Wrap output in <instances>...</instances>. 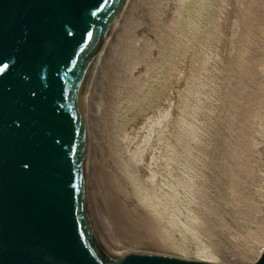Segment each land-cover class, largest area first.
Returning a JSON list of instances; mask_svg holds the SVG:
<instances>
[{
  "label": "rangeland",
  "instance_id": "374dc122",
  "mask_svg": "<svg viewBox=\"0 0 264 264\" xmlns=\"http://www.w3.org/2000/svg\"><path fill=\"white\" fill-rule=\"evenodd\" d=\"M123 1L87 97L94 162L106 140L127 199L129 219L96 209L108 238L251 262L264 247V0Z\"/></svg>",
  "mask_w": 264,
  "mask_h": 264
},
{
  "label": "water",
  "instance_id": "95a60500",
  "mask_svg": "<svg viewBox=\"0 0 264 264\" xmlns=\"http://www.w3.org/2000/svg\"><path fill=\"white\" fill-rule=\"evenodd\" d=\"M122 2L0 0V264H233L112 242L86 189L89 72Z\"/></svg>",
  "mask_w": 264,
  "mask_h": 264
},
{
  "label": "bare ground",
  "instance_id": "6f19581e",
  "mask_svg": "<svg viewBox=\"0 0 264 264\" xmlns=\"http://www.w3.org/2000/svg\"><path fill=\"white\" fill-rule=\"evenodd\" d=\"M117 14H118V12H117ZM117 14H116V16H117ZM115 19H116V17L114 18L112 25L110 26L109 30L107 31V33L103 37L102 42L100 43V46L98 47V50L96 52V55L102 51V49L105 47L107 42L110 40L111 35L113 34L112 33V31H113L112 27L115 24ZM96 55H95V58L93 60L92 66H94V63L96 64V60H97ZM92 66H91L90 72H89L88 88L90 86L91 77H93L96 74V73H93ZM93 70H94V68H93ZM90 105H89V100H87L86 132H85V164H84L86 189H87L88 193L91 191L90 193L92 195H94L97 199V202L99 205L98 204L96 205L95 202L92 201L95 209L99 208V206H100V208L103 206L104 209L106 210L107 214L110 216L111 220H113L112 218H114V217H116L118 219H129V215H128L129 213H128V211L126 212V210H127L126 200L127 199H126V196L124 195V191H123L124 184L121 182L122 180H120V170L118 169L116 162L112 157L113 155L111 156L112 151L109 154L106 140L103 141V144L101 142L102 147H103L102 157L99 158V161L97 160V162H94L93 150H94V139L96 141V136L92 135L93 129H92L91 121L89 120V115H88V112L90 114V109H91L89 107ZM97 128H99V126ZM94 134H95V132H94ZM109 135H110V133H109ZM98 136H99V134H98ZM98 138H100V137H98ZM98 138H97V140H98ZM102 140H103V138H102ZM109 147H110V144H109ZM92 171H93V173H92ZM91 178H93V180L95 179V181H93L95 183V185H93L94 183L92 181L90 183ZM96 185H97V188H96ZM94 186H95V188H94ZM90 198H91V200H93L91 196H90ZM100 203L102 204V206ZM128 206H130V205H128ZM131 210H132V208H131ZM134 211H136V210H134ZM98 212H100V211H98ZM113 222H115V219ZM116 223L118 225L117 221L114 224H116ZM109 224H110V222H109ZM116 228H119V227H116ZM104 230H106V229H104ZM105 232H106L107 237H108V232L107 231H105Z\"/></svg>",
  "mask_w": 264,
  "mask_h": 264
}]
</instances>
